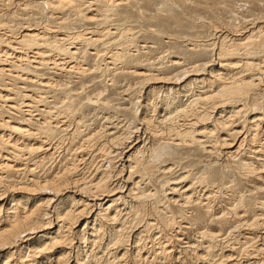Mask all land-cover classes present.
<instances>
[{
    "label": "bare ground",
    "instance_id": "1",
    "mask_svg": "<svg viewBox=\"0 0 264 264\" xmlns=\"http://www.w3.org/2000/svg\"><path fill=\"white\" fill-rule=\"evenodd\" d=\"M0 264H264V0H0Z\"/></svg>",
    "mask_w": 264,
    "mask_h": 264
}]
</instances>
